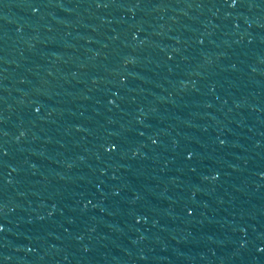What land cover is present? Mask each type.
<instances>
[{
	"label": "water",
	"instance_id": "1",
	"mask_svg": "<svg viewBox=\"0 0 264 264\" xmlns=\"http://www.w3.org/2000/svg\"><path fill=\"white\" fill-rule=\"evenodd\" d=\"M0 264H264V0H0Z\"/></svg>",
	"mask_w": 264,
	"mask_h": 264
}]
</instances>
